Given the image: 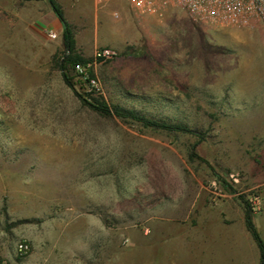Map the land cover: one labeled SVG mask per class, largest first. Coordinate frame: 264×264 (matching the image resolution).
Returning <instances> with one entry per match:
<instances>
[{
  "label": "rangeland",
  "instance_id": "374dc122",
  "mask_svg": "<svg viewBox=\"0 0 264 264\" xmlns=\"http://www.w3.org/2000/svg\"><path fill=\"white\" fill-rule=\"evenodd\" d=\"M55 1L99 84L63 80V29L49 39L34 0H0V264H199L189 228L215 207L263 238L264 23Z\"/></svg>",
  "mask_w": 264,
  "mask_h": 264
},
{
  "label": "crops",
  "instance_id": "0c3cea01",
  "mask_svg": "<svg viewBox=\"0 0 264 264\" xmlns=\"http://www.w3.org/2000/svg\"><path fill=\"white\" fill-rule=\"evenodd\" d=\"M34 1L37 23L41 30L50 29L59 34L63 28L49 0ZM72 1L78 6L91 4L95 9H98L94 0ZM62 2L64 4L71 3V0ZM121 5L120 2H113L99 9L113 13V8ZM211 207L213 208V206ZM232 216L231 211L215 207L203 213L200 221V224H203L197 229L192 226L189 228V240L195 241L198 246L199 264H261L259 247L246 227L245 218L241 223H238L236 219L232 220ZM262 239L264 240V237Z\"/></svg>",
  "mask_w": 264,
  "mask_h": 264
},
{
  "label": "built area",
  "instance_id": "2783aa9c",
  "mask_svg": "<svg viewBox=\"0 0 264 264\" xmlns=\"http://www.w3.org/2000/svg\"><path fill=\"white\" fill-rule=\"evenodd\" d=\"M124 2L128 8L139 14L156 13L166 5H177L185 9L197 23H210L221 26L246 27L253 21L264 23V0H94L97 8L108 3ZM113 16L117 18L118 12ZM43 32L49 39H56L58 33L50 29ZM117 51L112 47H99L94 51V60H105L116 56ZM75 72L91 87L98 86V79L91 76L86 65L77 63ZM17 252L24 255L29 250V244L21 241L17 244Z\"/></svg>",
  "mask_w": 264,
  "mask_h": 264
},
{
  "label": "trees",
  "instance_id": "16d2710c",
  "mask_svg": "<svg viewBox=\"0 0 264 264\" xmlns=\"http://www.w3.org/2000/svg\"><path fill=\"white\" fill-rule=\"evenodd\" d=\"M49 2L52 6L55 15L57 16V19L59 20L63 28L62 34H63V44L65 47V51H64V56L60 63V68L62 71L63 80L66 83L70 84L69 71L71 69H74L75 64L80 63L85 65L87 64V61L80 53L77 52L74 36L72 34L69 25L65 22L64 14L61 7L56 3L55 0H49ZM89 105L94 109H96L99 113L104 115L113 114L120 118H131L147 126H152L154 128H161L168 131H178V130L188 131V129L183 125L168 124L165 122H158L155 120L147 119L143 115L139 114L137 111L123 108L118 105L109 107L104 102H96L95 104L89 103ZM245 224L259 247L260 262L261 264H264V240L261 238L256 228L254 227L248 210H246L245 213Z\"/></svg>",
  "mask_w": 264,
  "mask_h": 264
}]
</instances>
